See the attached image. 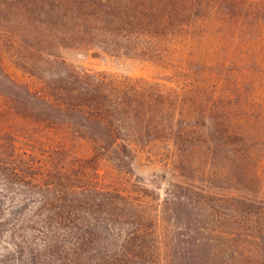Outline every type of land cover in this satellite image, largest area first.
I'll return each instance as SVG.
<instances>
[{
    "label": "trees",
    "instance_id": "1",
    "mask_svg": "<svg viewBox=\"0 0 264 264\" xmlns=\"http://www.w3.org/2000/svg\"><path fill=\"white\" fill-rule=\"evenodd\" d=\"M85 43L159 62L177 58L187 78L260 72L264 0H0V51L9 45L37 80L22 83L0 62V91L8 89L14 112L36 123L33 140L47 142L50 153L74 154L70 167L50 173L57 180L26 175L50 166L22 162L17 150L12 162L0 157L9 183L22 178L41 195L32 208L0 218V234L7 228L9 236L0 264H264V157L256 161L262 170L254 168L257 145L226 125L222 110L232 102L198 104L205 123L196 144L213 155L223 149L221 183L185 181V161L162 197L129 175L132 145L170 132L186 160L195 139L174 121L189 103L159 82L81 70L58 53ZM62 130L63 143H50ZM100 159L113 161L124 179L103 177Z\"/></svg>",
    "mask_w": 264,
    "mask_h": 264
},
{
    "label": "rangeland",
    "instance_id": "2",
    "mask_svg": "<svg viewBox=\"0 0 264 264\" xmlns=\"http://www.w3.org/2000/svg\"><path fill=\"white\" fill-rule=\"evenodd\" d=\"M58 53L67 62L81 70L90 72L103 71L112 75L159 82L165 87L164 89L173 88L179 91L180 97L186 103H189L183 111V117L174 121V126H186L189 129L188 138L195 139V141L192 140L193 144H188L189 146L187 145L185 149L188 155L186 160L181 156L183 152H176L174 145L175 136L170 132L151 143L137 141L132 145L133 154L129 161L131 164L129 175L133 179L142 181L147 187L155 189L162 197H164L171 182L181 179L177 167L180 163L184 166L185 161L186 167L182 170L185 181L199 183L206 179L210 181L213 189L218 183H221L215 177V173L219 169L217 165L219 158L223 156V149L217 148V156L206 152L205 149L196 144V140L203 138L201 134H203L202 129L205 123L201 114L204 111L202 112V109L198 106V104H201V99L222 97V100L232 102L227 104L225 110H222V117L225 118V122L226 118H228L229 124L232 126L228 124V121L226 125L231 129L234 128L250 135L251 141L257 145V159H255L254 168L261 165L259 162L260 158L264 157V69L260 72L252 71V73L249 70L246 74L241 75L234 71L228 74V77L226 75L212 76L206 73L199 77L191 75V77L187 78V76L181 74L180 70L183 67L178 69V67L183 65L178 62L177 58H172V62L169 61L168 63L159 62L146 56H137L136 54H116L105 50L102 46L95 43L59 48ZM0 62L3 63L5 70L14 79L22 83L37 82L36 79L16 64V58L7 44L0 51ZM231 68L234 70L233 66L229 67V69ZM8 93V89L0 91L1 159L12 162L10 155L15 153L14 150H17L19 151L18 156L23 158L22 162H31L35 166L44 162L46 163L44 165L48 164L50 166V168L36 166V169L27 171L26 175L29 173L34 176L44 174L43 177L46 180L48 178L57 180L54 175L49 176L50 173L55 174L56 168L61 165L70 167L74 160V154H70V151H67V154L50 153L51 151L44 149V145L47 146V142L45 143L38 137L40 134H37L38 140H33V133L36 134L38 132L36 130L38 126L32 120L14 112ZM239 97H242V99L237 103L236 100ZM194 105H196V108ZM172 112L174 113L175 111L173 110ZM62 133H64L63 130L51 136L53 141H50V143L55 145H58L59 142L63 143L65 136L62 137ZM76 147V150L81 153L87 150L84 144H78ZM69 150H72V148ZM31 151L36 153L29 157ZM258 159L259 161L256 162ZM208 161H210V166L207 170L208 174H204ZM98 165L103 177L110 175L116 181L125 177V174H122L121 171L118 173L114 169L113 161L100 159ZM258 168L262 170V166ZM40 197V192L34 191L29 187L26 180L18 178L17 182L9 183L8 178L0 171V218L8 216L9 211L13 207L24 206L27 209L32 208L39 203ZM12 222L13 219L10 223ZM8 242L9 236L7 228H5L3 233L0 234V255L8 249Z\"/></svg>",
    "mask_w": 264,
    "mask_h": 264
}]
</instances>
